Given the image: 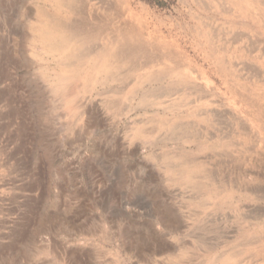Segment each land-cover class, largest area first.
I'll return each instance as SVG.
<instances>
[{"label":"rangeland","instance_id":"obj_1","mask_svg":"<svg viewBox=\"0 0 264 264\" xmlns=\"http://www.w3.org/2000/svg\"><path fill=\"white\" fill-rule=\"evenodd\" d=\"M0 264H264V0H0Z\"/></svg>","mask_w":264,"mask_h":264},{"label":"bare ground","instance_id":"obj_2","mask_svg":"<svg viewBox=\"0 0 264 264\" xmlns=\"http://www.w3.org/2000/svg\"><path fill=\"white\" fill-rule=\"evenodd\" d=\"M60 1V0H59ZM245 4H246V2H245ZM112 5V4H111ZM73 6V5H72ZM113 7V6H112ZM111 7V8H112ZM115 7V6H114ZM243 7V6H242ZM251 7V6H250ZM244 8V7H243ZM108 9H109V7H108ZM246 10H248V9H246ZM245 10V11H246ZM115 16V15H114ZM101 20V19H100ZM75 27V26H74ZM40 35H41V37H42V41L44 42V46L46 47V48H49V49H52V50H54V51H62V50H65V49H67L69 46H70V44L73 42L72 41V38H70L67 34H66V32H64L63 30H60V29H56L50 22H48L47 24H43V25H41L40 26ZM89 30V29H88ZM86 33V32H85ZM82 34V33H81ZM91 36H89L88 34L87 35H84V37H82V39H80L79 40V48H78V50H80V48L81 49H83V50H85L86 49V42L89 40V38H90ZM96 37V36H95ZM108 37V36H107ZM129 47V46H128ZM111 48V47H110ZM131 48V49H130ZM128 49H130L129 51H128V54L127 55H134V53L135 52H138V51H140L141 50V47H138V46H136V47H134V48H132L131 46L128 48ZM156 49V48H155ZM82 50V51H83ZM84 52V51H83ZM85 53V52H84ZM84 55H87V54H84ZM109 55V54H108ZM98 57V56H97ZM96 57V58H97ZM134 58V56L133 57H131L130 59H133ZM60 59V58H59ZM67 59V58H66ZM69 59V58H68ZM103 60V59H102ZM103 62H105V61H103ZM113 62V61H112ZM101 66V65H100ZM101 68H102V66H101ZM100 69V68H99ZM166 69V68H165ZM69 72V71H68ZM94 73V72H93ZM165 73V72H164ZM68 75V74H67ZM86 75V74H85ZM163 75V74H162ZM172 75H174L173 73H172ZM181 75V74H180ZM181 77H183V76H181ZM180 77V78H181ZM179 78V77H178ZM184 78V77H183ZM182 79V78H181ZM177 80V79H176ZM178 81H179V79H178ZM181 81V80H180ZM179 81V82H180ZM70 88V87H69ZM166 91V90H165ZM160 121V120H159ZM182 162V161H181ZM185 165V164H184ZM187 166V165H186ZM186 166H184V167H186ZM188 167H189V164H188ZM188 167H186V168H188ZM183 171V170H182ZM189 171V170H188ZM187 171V172H188ZM181 172V171H180ZM186 172V171H185ZM186 174V173H185ZM187 178V177H186ZM200 184H198L197 186H199Z\"/></svg>","mask_w":264,"mask_h":264}]
</instances>
